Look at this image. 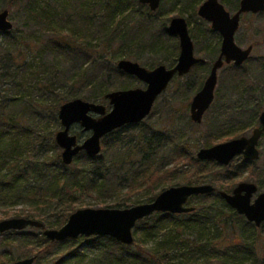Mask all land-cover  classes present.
<instances>
[{
	"label": "trees",
	"instance_id": "obj_1",
	"mask_svg": "<svg viewBox=\"0 0 264 264\" xmlns=\"http://www.w3.org/2000/svg\"><path fill=\"white\" fill-rule=\"evenodd\" d=\"M165 1H171L172 9H177L179 6L180 11L183 13L189 10L195 13L198 5L203 2V0H163L158 11L152 13L147 6L139 4L138 0H0V12L21 7L25 27H37L47 33H53L61 39L60 41L54 40L45 43L41 48L38 46L39 41L31 42L23 38L19 33V28L14 27L10 32H0V84H11L13 89L17 87V90L22 92L21 96L16 94L15 97H10V101L7 103H0V121L4 123L2 125L4 129H1L0 133V202L15 199L11 201V205L8 207L17 204L27 206L22 214L18 216L43 223V210L49 208L52 204L67 205L73 213L78 208L75 206L78 201L76 194L82 196L95 192L101 195L116 191L118 189L117 181L124 170V163H127L126 160L132 162V155L139 152L143 154V161L152 156L154 161L155 157L158 161L155 162L156 166L153 170H150V165H146L144 169L139 167L127 171L124 178L126 181H130L132 190L135 187L134 184L138 181L144 183L147 179H151L152 176H149L151 173L157 177L170 162L177 164L183 161L186 165L193 167L194 170L187 177L189 178L188 185L204 182L200 177L202 174L199 172L206 171V167L210 164H213V168L218 165L213 161H199L191 153L189 143H184L183 140L175 141L172 139L168 148L167 146L163 147L161 143L163 134L157 131L149 138H145L143 134H140L141 141L136 146L130 147L131 150L128 152L119 149L117 154L120 155V158L124 157V160L121 165H115L116 167L113 169L106 168V163L102 162V155L91 159L85 153H80L75 158L73 164L77 166L76 169L71 168L73 164L65 166L62 163L60 149L53 136L50 148L56 152V156L54 160L48 159L41 162V169L44 173L41 174L39 180L45 183L38 187L24 186L22 181L29 182L27 176H25L29 171L27 167L23 169L15 164L24 157V151L17 139L23 131L19 125L22 124L25 112L35 110L36 104L34 98L31 97V89L33 83L36 82L35 85H37L44 82L45 79L40 76L46 75L49 71L50 77L54 73L58 76L59 71H63L64 75L69 73L65 76L66 82H64L69 88L68 91L65 94L56 96V101L50 105V110L53 109L51 112H58L62 104L77 99L80 91L90 92V96L86 97V100L90 102H105L106 94L131 89L138 84L136 78L121 72L114 62H111L110 66L107 65L105 69L100 68L101 66L97 61H101L104 55L100 53L97 55L98 57L94 56L99 45L105 46L104 48L108 50L120 46V49L122 48L125 51L126 57H137V59L143 53H156L162 54L163 57H174L162 45L159 38L155 39L154 44L149 42L148 39L149 32L156 24L153 19L160 15ZM221 1L230 10L235 11L241 0ZM133 15H136L139 20L132 19L130 21ZM254 17L255 15H246L247 19ZM188 24L191 25L189 20ZM202 24L207 25L208 30L204 31L199 26ZM163 26L165 27L164 32L167 34L168 29L166 25ZM197 26V32L202 33L203 36L205 35V38L208 37V33L214 35L217 43L213 49L208 47V49L206 47L203 49L204 53L210 56L206 66H200V68L205 67L203 68L205 78V75L210 72V62L214 61L219 55L221 39L209 28L206 22L201 20V23ZM137 29L138 32L136 33ZM1 38L3 39L1 40ZM169 40L175 42V49L178 50V39L169 38ZM25 46L30 47L29 49H37L38 47L41 49L38 56L42 59L37 64L24 63L22 50ZM198 52L200 53L201 50L198 49ZM47 55H49V58L52 57L51 61L49 59L45 61ZM175 59H172L171 67L175 65ZM21 63L23 64L21 65ZM66 64L70 65L69 70L60 69ZM227 68L231 72L228 80L229 85L234 88V91H238L246 78L236 77L234 72H238L239 68L235 66H227ZM248 72L249 70L243 73L249 74ZM203 84L204 82L199 86V90ZM76 87H78V91H75ZM250 89L252 91L253 88ZM252 105L249 106L252 115H249L247 119L242 117L240 120L229 122L230 126L213 117L208 125L209 129H207L204 147H211L238 138L250 131L257 124L259 115L262 112L261 107H252ZM20 107L27 111H22L23 115L17 117L16 110ZM248 119L250 120L247 121ZM4 120H7L8 123L6 124ZM55 122L60 126L57 117H55ZM188 124L194 126L190 121H188ZM6 138H10L8 143H2V140ZM105 143L106 141L102 143V153L106 151ZM153 144L155 145L152 146ZM235 161L237 160H234L228 167H224L227 171L225 177L227 181L234 180V177L240 175L243 171L253 170L247 163L241 161L235 164ZM8 167H10V172L2 175L1 172L7 170ZM50 168L54 170L53 174L48 173ZM149 172L151 173L149 174ZM170 172H166L164 175ZM258 175L262 176L263 173ZM203 177L206 179L205 176ZM158 195L159 193H152L150 198L145 201L140 200L136 204L150 203ZM190 203L197 204V207L193 206L195 210L192 213L178 215L156 213L150 218L140 221L136 225L134 233L141 245H137L138 249L135 251L109 238L111 248L102 254L97 261L105 264H171L175 259L173 258L174 253L179 252V258L176 259H180L182 262L178 264H201L199 260L202 255L206 264H211L212 261L217 259V255H221L220 252H222V255L225 256V264H245L247 259L239 255L243 252L254 255L253 245L251 247L250 244H247V241L255 243L254 238L257 233L264 235V226L257 229L255 225L247 222L243 216L230 208L216 193L193 197L189 200ZM212 204H215L216 207L217 204H221L229 213L219 210L218 216L214 218L211 213ZM119 206L120 204H117L115 207ZM43 225L46 229H52L59 224L45 226L43 223ZM228 228L232 229L231 241L233 243L225 252L222 247L226 248V244L222 245L220 239ZM207 230H212L210 236L205 234ZM21 235L12 238V240L11 238H5L4 241L7 243L11 240V242L27 248L30 252L35 251L34 246H36V243L33 244V242L36 239L30 235L27 237ZM227 235L228 233H225L226 238H228ZM157 237H161V241L156 244L152 251H146L142 248V245L146 244V238ZM239 241L243 243L240 247L233 245ZM43 242L49 244L44 235L38 243L41 245Z\"/></svg>",
	"mask_w": 264,
	"mask_h": 264
},
{
	"label": "rangeland",
	"instance_id": "obj_2",
	"mask_svg": "<svg viewBox=\"0 0 264 264\" xmlns=\"http://www.w3.org/2000/svg\"><path fill=\"white\" fill-rule=\"evenodd\" d=\"M204 1L206 0H203V2ZM219 1L226 7L229 12H231L232 14L235 12L230 10L221 0ZM203 2L198 5L197 10ZM171 7V1H165L160 15L157 16L156 19H153L156 24L151 29V32H149L148 39L149 42H152L154 44L157 38H159L162 45L167 48L168 51L172 55H174V57H163L162 54L156 53H143L142 55H139V59H137V57H126L125 51L122 48L120 49V46L108 50L107 48H104L105 46L99 45L97 46V52L94 53V56L96 57L100 53L104 55V58L101 61H97V63L101 66L100 68L105 69L107 65L110 66L111 62L117 64L121 59H126L138 63L149 70H152L159 65H164L167 68H171L172 59L176 58L174 64H176L177 62L179 46L178 50H176L175 42H172L171 40H169V38H177L170 36L169 32L166 34L164 32L165 27L163 25H166V28L168 29L171 20L178 17L185 18L187 22L189 20L191 23V25L189 26L190 34L193 38L195 46L197 45L195 56L198 58H203L205 61H209L210 56L208 54H205L203 49L205 47H208L209 49H213L214 47H216V38L214 37V35H211L209 33L208 37L205 38V35L203 36L202 33L197 32V24H200L202 20L198 17L197 10L195 13L190 10L183 13L180 11L179 6L177 7V9H172ZM9 11V19L13 23L14 27L20 29L19 33L21 34V36H23V38H26L27 40H30L31 42L39 41V47L42 48L43 44L50 43L54 40H61L59 36L54 35L53 33H47L40 28L25 27L23 25L24 14L21 10V7H15ZM132 19L136 20L138 19V17L136 15H133V18H131L130 21H132ZM134 25L136 26L137 24ZM199 26L204 29V31L208 30V27L205 24ZM208 26L210 28L209 24ZM263 31L264 12L259 15H255L254 18L247 19L246 16L242 17L240 30L236 35V43L238 46L244 49L252 44L254 45V50L245 66H241V68L238 67L239 71L234 73L236 77H245L246 80L245 82H243V85L238 91H234V88L231 87L228 82L231 72L227 67L221 69L218 74V85L215 91L214 102L208 112L204 115L201 124H195L190 119V104L192 102V99L195 94L201 90H199L198 88L201 83L206 80L207 77V75H205L204 78V69L200 68L201 65H199L194 68L189 75L181 78H175L169 84L167 90L156 101L151 114L143 122L136 125H127L115 131H119L118 133L113 132L114 134L111 133L103 138L102 143L103 141H106V151L105 153H102L101 151L100 155L103 156L102 162L106 163V168L109 167V169H113L117 165H121L124 157L120 158V155L117 154L119 152V149H122L123 152L130 151V147L136 146L139 141H141L140 134H143L145 138H149L155 131L162 133L163 136L161 139V143L163 144V147L167 146V148L171 145L170 140H183L184 143H189V149L191 150V153L196 156L197 152L201 148H208L204 147L203 144L207 136V129H209L208 125L213 117H216L217 120L228 124L229 122L232 123L235 120H240V118L242 117L247 119L249 115H252L250 114L251 110L249 109V106H251V104H253L252 107H261L262 111H264ZM137 32L138 29L136 30V33ZM98 37L103 38L102 36ZM2 39L3 38H1V40ZM39 47L37 49H29L30 47L28 46L23 47L22 54H24V63L31 62L37 64L39 60L42 59L40 56H38L41 50ZM198 49L199 51L201 50L200 53L198 52ZM48 59L51 61L52 57L49 58V55H47L45 57V61H47ZM108 61L110 62L108 63ZM212 61L210 63H212ZM22 64L23 63H21V65ZM69 68L70 65L66 64L63 65L60 69L69 70ZM248 70L249 74L243 73ZM58 73V76L56 73H54V76L52 75V77H50L49 71L46 75L40 76L42 79H45L43 83L35 85V82L32 84L33 88L31 89V97L34 98L36 104L34 111H27L26 109H22L21 107L16 110L17 117L23 115V113H21L22 111H27L25 112L22 124L19 125L20 129H23V131H21L20 135L17 137L19 144L24 151V157L19 160L20 162L18 161L19 164L18 162L15 163L17 164L16 166H20L23 169L24 167H27L29 171V173L25 174L29 182L22 181V184L24 186L38 187L39 185L44 184L45 182L39 180L41 174L44 173L43 169H41L40 164L44 160H54L56 156V152L50 148V145L52 143L53 136L55 137L57 132L61 130V125L58 126L56 124L55 117H57L58 119V112H51L53 111V109L50 110V105L56 101V96L65 94L69 89L68 86L64 83L66 82L65 76L69 75V73L67 75H64L63 71H59ZM137 81L138 84H136L135 87L132 88L146 87L142 82H140L139 80ZM228 85L230 86L229 88ZM250 88H253L252 91ZM17 89V87L13 89L11 84H0V103L9 102L10 97L13 98L16 96V94L21 96L22 92L20 90L18 91ZM78 90V87H76L75 91ZM87 96H90V92L88 93L80 91L77 98L88 101L86 100ZM92 102L105 105L107 108V112L111 110V107L109 106L107 100H105V102ZM249 120L250 119H248L247 121ZM188 121L192 122L194 126H189ZM4 122L6 124L8 123L7 120H4ZM257 124H255L254 127H252V129L250 131H247L245 134L250 135ZM2 125H4V123L3 121H0V133L2 131L1 129H4L2 128ZM230 125L231 124H228V126ZM71 134L77 136L79 142H83L91 136V132H83L82 128L78 125L72 127ZM43 139H45L44 143ZM8 140H10V138L3 139L2 143H8ZM154 141L157 142L156 139H154ZM154 145L155 144H153L152 146ZM116 146H119L120 148H117ZM258 147L260 149L261 156L257 161L253 163L252 171H243L240 175L235 176L234 180L227 181L225 180L227 173L225 168L219 165H216V167L213 168V164H210L206 167V171L199 172L200 174H202V176L200 177L204 180V182H199L198 184L193 183L192 185L210 184L215 187L217 194V192L219 191L231 193L235 186L240 183L246 182L257 185L259 187V193L264 192V140H261ZM61 152L62 150L60 149L59 153L61 154ZM131 160L132 162L126 160L127 163H124V170L121 173V177H119L117 181L118 189L116 191L101 195L95 192H90L89 194H85L82 196L80 194H76V196L78 197L77 204L75 205L76 207H78L77 210L125 209L140 205L136 204V202L140 200L145 201L147 198L151 197L152 193L160 194V192H162L163 190L171 187L188 185L187 182L189 178L187 177L189 176L191 171L194 170L192 166L186 165V163L183 161L178 162L177 164L175 162H170L164 167L165 170H163L159 175L157 174V177L159 178L149 172V174H152L149 175L152 176V178L147 179L144 183L138 181L136 184H134L135 187L132 190L130 181H126V179L124 178L126 177L127 171L139 167L144 169L146 165H150V170H153L156 166L155 162H157L158 160L155 157L154 161V157L152 156L146 158L143 161V154H140V152L132 155ZM240 162V160H237L234 163L238 164ZM76 167L77 166L74 164L71 166L72 169H76ZM106 168L105 170H107ZM9 169L10 167H8L7 170H3L1 174L5 175L9 173ZM48 170V173L50 172L51 174H53L54 170L52 168ZM166 172L170 173L164 175ZM259 173H263V175L260 176L258 175ZM203 176H205L206 179ZM256 196L257 195H255V197ZM13 200L15 199H9L6 202H0V221L11 218H23L18 215L22 214L23 210L26 209L27 206L17 204L8 207L9 205H11V201ZM117 204H120V206L115 207ZM196 205L197 204L195 203H190V206L197 207ZM212 205L213 206L211 213L214 218L218 216L219 210H223L225 213H229V211H226L221 204H217V207L215 206V204ZM66 206L64 204L55 203L52 204L49 208L44 209L43 223L45 224V226H48V224H59L52 229L61 228L66 223V220H68L69 216L72 214V212L69 210V207ZM211 232L212 230H207L205 234L207 236H210ZM231 232L232 229L228 228V230L225 232L228 233V238L225 237L224 233L222 238L220 239L222 245L226 244V248L222 247L225 252L227 251V248L232 246L233 243V241H231ZM21 234H23L25 237L30 235L32 236V238L36 239L33 242V244L36 243V246H34L36 250L30 252L27 248L22 247L20 244L11 242L12 238L22 236L20 234L9 236L8 239L11 238V240L7 243H5L4 241L6 236L0 235V264H13L14 262L30 257L36 258L34 264H105L98 262L97 260L102 256V254L109 251V249L111 248L108 241L109 237H79L76 240H66L62 242L49 241V244L43 242L41 245H39L38 242L41 241V238L43 236V232L41 229L28 228L21 232ZM160 241L161 237L146 238V244L142 245V248H144V250L146 251H152L156 244ZM254 241L255 243H252V241L249 240L247 241V244H250V246L253 245V247H251L254 249V255L243 252L239 256L247 259L245 261V264H264V235L257 233ZM240 242L241 241L233 245H235L236 247H240L243 244ZM137 245H141V243H138L137 238L135 237V244L131 246L130 249L132 251H135L136 249H138ZM112 249L116 250L115 248ZM220 254L221 255L219 256L217 255V259H215V261H212L211 264H225V256L222 255V252H220ZM173 258L175 259L171 264H178L182 262L180 261V259H176L179 258V252L174 253ZM199 262L201 264H206V261L203 260V255L202 258L200 257Z\"/></svg>",
	"mask_w": 264,
	"mask_h": 264
},
{
	"label": "water",
	"instance_id": "obj_3",
	"mask_svg": "<svg viewBox=\"0 0 264 264\" xmlns=\"http://www.w3.org/2000/svg\"><path fill=\"white\" fill-rule=\"evenodd\" d=\"M162 0H138L139 4L148 6L156 12ZM264 12V0H241L239 9L232 14L219 0H206L198 9V16L211 24L219 33L222 42L220 54L213 63L210 74L203 87L195 94L190 104V119L201 124L204 115L211 108L218 85V73L224 65L243 66L253 52V46L241 48L236 43V34L240 29L241 17L245 14L259 15ZM10 12H0V32H10L14 25L9 19ZM168 32L179 40L180 53L177 63L172 68L159 65L149 70L138 63L121 59L117 68L128 76L142 82L145 88H132L113 91L105 95L111 110L107 112L105 105L77 98L62 104L58 110L61 130L57 132L55 141L62 150L61 160L70 166L82 152L94 159L102 151V140L107 135L127 125L143 122L152 112L158 98L167 90L172 80L183 77L191 70L205 62L195 56V46L190 36L185 18L171 20ZM264 34V31H263ZM260 128L254 130L251 137H239L217 145L201 148L196 157L199 161H213L221 167H228L238 156L245 161H256L260 158L257 148L264 135V112L259 117ZM78 125L83 132H91L85 141L79 142L77 136L71 134L73 126ZM216 192L210 184L183 185L163 190L150 203L140 204L125 209H80L72 213L67 222L59 229H46L43 232L50 242L76 240L79 237H109L116 242L131 247L135 243L134 230L144 219L159 214H188L195 210L189 206L193 197L212 195ZM258 187L253 183H241L231 193L219 191V197L249 223L260 227L264 223V193L258 194L252 202ZM32 227L42 229L43 223L26 218H11L0 221V233L24 231ZM35 257L19 260L14 264H34Z\"/></svg>",
	"mask_w": 264,
	"mask_h": 264
},
{
	"label": "flooded vegetation",
	"instance_id": "obj_4",
	"mask_svg": "<svg viewBox=\"0 0 264 264\" xmlns=\"http://www.w3.org/2000/svg\"><path fill=\"white\" fill-rule=\"evenodd\" d=\"M239 5H240V2H239V4H238V8L235 10V12L234 13H236L237 11H238V9H239ZM199 9V8H198ZM233 13V14H234ZM197 15H198V10H197ZM246 15H250V14H245V15H242V17H244V16H246ZM199 17V16H198ZM242 17H241V21H242ZM200 18V17H199ZM202 19V18H201ZM202 21H205V20H203L202 19ZM206 23H208L207 21H205ZM188 23V22H187ZM209 25H210V29L218 36V37H220V44H219V54H220V49H221V42H222V38H221V36H220V34L219 33H217V32H215L213 29H212V27H211V24L210 23H208ZM240 26H241V24H240ZM188 27H189V24H188ZM195 28V27H194ZM240 30V29H239ZM189 32H190V29H189ZM239 32V31H238ZM190 36H191V34H190ZM263 36H264V34H263ZM191 38H192V36H191ZM178 39V38H177ZM192 40H193V38H192ZM193 43H194V41H193ZM194 46H195V44H194ZM249 46H253L254 47V45H249ZM248 46V47H249ZM195 50H196V46H195ZM253 50H254V48H253ZM195 52V51H194ZM179 53H180V48H179ZM179 56V55H178ZM219 56V55H218ZM251 57V56H250ZM198 58V57H197ZM218 58V57H217ZM216 58V59H217ZM178 59V58H177ZM203 59V58H202ZM216 59L211 63V68H212V66H213V63L216 61ZM205 61V60H204ZM248 61V60H247ZM209 61H205V62H203V63H201V64H199V65H202V66H206V64L208 63ZM177 63V62H176ZM199 65H197V66H199ZM175 66V65H174ZM173 66V67H174ZM197 66H195L194 68H196ZM227 66H235L234 64H230V65H224V67L223 68H226ZM235 67H237V66H235ZM172 68V67H171ZM193 68V69H194ZM203 68H205V67H203ZM211 68H210V71H211ZM222 68V69H223ZM238 68V67H237ZM192 69V70H193ZM191 70V71H192ZM191 73V72H190ZM190 73H188L187 75H189ZM209 74H210V72L207 74V77L209 76ZM219 74V73H218ZM187 75H185V76H187ZM185 76H183V77H185ZM207 77H206V79H207ZM175 78H179L178 76H176ZM174 78V79H175ZM181 78V77H180ZM173 79V80H174ZM172 80V81H173ZM205 82V81H204ZM203 87V86H202ZM262 112H264V111H262ZM261 112V113H262ZM261 113H260V115H261ZM260 115H259V117H260ZM257 128H260V123H259V119H258V125L252 130V132H251V134L250 135H246V134H243V135H240L239 137H251L252 135H253V132H254V130L255 129H257ZM238 137V138H239ZM234 139H236V138H234ZM261 140H264V135L261 137V139L259 140V143H258V146H259V144H260V142H261ZM258 149H259V147H257ZM259 151H260V149H259ZM260 156H261V152H260ZM234 160H240V161H243L244 163H247L250 167H252L253 166V163L255 162V161H245V159H244V157L243 156H238V157H236ZM233 160V161H234ZM232 161V162H233ZM257 161V160H256ZM231 162V163H232ZM244 183H246V182H244ZM241 184V183H240ZM239 185V184H238ZM257 186V185H256ZM236 187V186H235ZM235 187L233 188V190L235 189ZM258 187V186H257ZM232 190V191H233ZM258 191H259V187H258ZM261 193H264V192H261ZM258 194H260L259 192H257L255 195H257L258 196ZM255 195L253 196V198H252V202H254V200L257 198V196L255 197ZM255 197V198H254ZM248 222V221H247ZM252 224V223H251ZM254 225V224H253ZM264 226V223L260 226V227H256L257 229H260V228H262ZM29 228H32V227H29ZM28 229V228H27ZM36 229V228H35ZM42 230V232H44V230H46V228H42L41 229ZM21 232H23V231H9V232H5V233H0V235H5L6 236V238H8L9 236H12V235H14V234H20L21 235ZM15 263V262H14ZM13 263V264H14Z\"/></svg>",
	"mask_w": 264,
	"mask_h": 264
}]
</instances>
